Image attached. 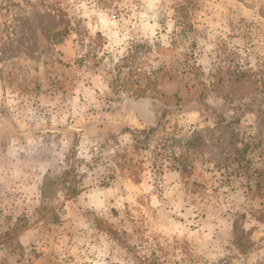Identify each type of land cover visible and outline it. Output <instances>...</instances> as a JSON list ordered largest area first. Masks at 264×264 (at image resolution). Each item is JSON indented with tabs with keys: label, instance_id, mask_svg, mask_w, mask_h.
Wrapping results in <instances>:
<instances>
[{
	"label": "rangeland",
	"instance_id": "1",
	"mask_svg": "<svg viewBox=\"0 0 264 264\" xmlns=\"http://www.w3.org/2000/svg\"><path fill=\"white\" fill-rule=\"evenodd\" d=\"M0 264H264V0H0Z\"/></svg>",
	"mask_w": 264,
	"mask_h": 264
},
{
	"label": "trees",
	"instance_id": "2",
	"mask_svg": "<svg viewBox=\"0 0 264 264\" xmlns=\"http://www.w3.org/2000/svg\"><path fill=\"white\" fill-rule=\"evenodd\" d=\"M141 116L143 119L145 120H150L152 119L151 116H149L148 112L144 109L142 112H141Z\"/></svg>",
	"mask_w": 264,
	"mask_h": 264
}]
</instances>
